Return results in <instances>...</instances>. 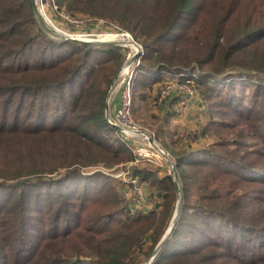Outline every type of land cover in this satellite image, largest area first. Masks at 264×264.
Instances as JSON below:
<instances>
[{"label": "trees", "instance_id": "1", "mask_svg": "<svg viewBox=\"0 0 264 264\" xmlns=\"http://www.w3.org/2000/svg\"><path fill=\"white\" fill-rule=\"evenodd\" d=\"M51 2L59 15L102 16L130 33L142 52L132 115L147 98L165 107L154 138L174 160L182 200L151 264H264V150L243 161L246 129L231 124H259L247 131L264 136V0ZM125 58L115 44L57 41L31 0H0V264H143L167 229L172 173L135 153L104 117ZM173 79L196 90L207 145L170 137L183 93L160 96ZM121 163V178L82 171Z\"/></svg>", "mask_w": 264, "mask_h": 264}, {"label": "rangeland", "instance_id": "2", "mask_svg": "<svg viewBox=\"0 0 264 264\" xmlns=\"http://www.w3.org/2000/svg\"><path fill=\"white\" fill-rule=\"evenodd\" d=\"M38 3H39V6L42 7V9H43V18L45 20H47V22H49L50 26L51 27H57L58 29H60L64 32L66 31L68 33H72L73 35H77V34L83 35V33L84 34H91V36L100 35V34H109V33L117 35V34L123 33V35L130 36L131 39H133V37H132V35H130V33H128L127 31L121 30L118 27L114 26L105 17L100 16V18H99V17H93V16L88 15V14H84V13H82V14L77 13V14H75L76 16H74V17L81 19V20L83 19V21L80 24H74L73 22L64 18L63 15H61V14L59 15L58 13L55 12V7H54L53 3L51 2V0H45V3H41V0H38ZM48 34L53 39H55L57 41L63 40L62 36H59V35H56L53 33H48ZM92 38H94V37H92ZM95 38H98V37H95ZM116 46H119L121 52L126 54V56L132 54L129 47L127 49L126 48L127 46L124 45L123 41L122 42L119 41L118 44H116ZM137 63L138 62H135V64L133 66H131V67H133L132 68L133 71L131 70V67H129V70H130L129 75L132 76L131 78L128 75L122 76V77L126 76V78H125L126 81L130 78V84L131 85H132L133 78L135 75L134 69L136 68ZM120 67H121V65H120ZM188 73H190L193 76H197V74H195V73H192V72H188ZM117 79H116V81H117ZM166 79H164L163 82H165ZM189 81H191V80H189ZM120 83H121V81L118 83V86H117L118 89L117 90L121 89ZM116 84H117V82H116ZM262 84H264V82H262ZM159 85H161V82L153 83L152 88L149 87L147 89V94L149 96H151V94H152V96H153L157 90V86H159ZM114 86H115V82H114ZM248 90H251V88H249ZM195 92H196V90H195ZM119 93H120V91H119ZM119 93L118 92L116 93V96L118 97V99L120 96ZM174 94H176V93L171 92L170 96L168 95L167 97H171ZM196 97H197V92H196L195 97L190 98L186 104H181L178 102L173 104L172 106H174V108H175V110H177L178 114H177V116L171 117L170 121H168L166 123V125L171 130V135H170L171 138L183 137V136H185L186 133H188L189 134V135H187L188 137L189 136H190V138L194 137L193 139H195V140H192L190 142L191 145H200L202 143H205V145H207L208 141L209 142L212 141L213 137H211L210 135H207L206 136L207 138L205 137V139H206V142H205L204 138L202 136H200V132H199L200 127L199 126L201 124L200 122L202 121V119L205 115L203 114V111L200 110V107L198 106ZM162 99H166V98H162ZM178 100H180V97ZM159 101H160V98H159ZM140 104H141L140 105L141 109L139 110L137 118L134 115H132V112H131L132 120L136 124L135 130L140 129V130H144V131L148 132L149 135L153 139H155L156 142L160 145V147L163 148V150H165L168 154V151L165 149L162 142H160V139L154 138V131H153L154 125L156 124V121H155L156 116L154 114L161 113L162 111L165 110V107L162 110L157 109V107L151 103L150 98H147V99L141 101ZM216 117H218V116H216ZM262 123H263V129H264V120ZM231 124L235 125V129H237V130L246 129V131H244L243 137H242L243 138L242 139L243 146H242V148H239V153L241 154V156H243V161L249 162L252 158H254L255 156H258L253 152H259L260 150H264V136L261 134L253 135L251 132L247 131L249 129H254V128L256 129L259 124L256 125V123L250 122V125L247 128H245L247 126L245 124H249V123H244L242 121L237 122V120H236L234 122H231ZM163 125H164V127H166L165 124H163ZM122 136L132 141V145H133V149H134L133 151H135V153H137V150L139 149L138 152L141 153L140 156H142L144 158H149L153 164L156 163L157 165H161L165 162V160L162 158V156L159 155V153L154 149L153 146H151L149 144V142L146 139H142L140 137L131 138V137H128L127 135H123V134H122ZM230 136H231V134L226 132V137H230ZM190 138H187L186 144H189ZM243 140H245V141H243ZM139 142H141V144H139ZM182 142H184V144H185L184 140H182ZM168 156H169V154H168ZM169 157L173 161L172 157L171 156H169ZM258 157H261V156H258ZM261 158L263 160L261 163L258 164V169L264 170V157H261ZM125 167H126L125 164H122V163H121V165H115L113 167H105V166H91L90 167V166H88V167H86V169H82V171H85V172H91L93 170L94 171H100L102 173L111 175L115 178H121V177H124L127 175V174H125V171H126ZM167 168H168V165H167ZM168 171L170 172L169 168H168ZM249 174H252V173H249ZM51 175L55 176L56 174L52 173ZM257 175L264 176V172H260ZM144 188H145V186L142 185L138 190H136L137 193H140V191H142ZM143 193L144 192H142L141 194H143ZM127 195L129 196V193H127ZM139 205H140V203L138 204V206ZM150 205H151V203L148 202L147 207ZM180 206H181V204H180Z\"/></svg>", "mask_w": 264, "mask_h": 264}, {"label": "water", "instance_id": "3", "mask_svg": "<svg viewBox=\"0 0 264 264\" xmlns=\"http://www.w3.org/2000/svg\"><path fill=\"white\" fill-rule=\"evenodd\" d=\"M45 0H42V3H44ZM32 3V7H33V11L34 14L36 16V19L38 20L40 26L42 27V29L48 34V33H53L59 36L63 37V40H72V41H78V42H88V43H94V44H100V43H110V44H118V40H110V39H98V38H81V37H75L72 33H68V32H64L60 29H58L57 27H51L50 25L46 24L44 22V20H42L40 18V15L38 13V10L36 8V5L34 3L33 0H31ZM133 40V39H132ZM133 43L137 46L136 49V53L134 55H128L127 58L124 60V62L122 63L121 67L126 64L129 63L130 67L133 66L135 64V62L138 61V59L140 58L142 52H141V46L133 40ZM120 67V68H121ZM120 68L118 69V72L116 73L115 77L113 78L112 83L110 84V89L107 92L106 98H105V109H104V117L105 119L109 116L110 113V105H109V100H111L112 96H110V94L112 93L113 89L112 88L114 86V82L116 81V79L118 78L119 72L121 71ZM133 67H131V70ZM116 93V91L114 90L113 95ZM111 127L113 129H115L117 132L126 135L124 133V127H122L121 125H117L115 123H110ZM140 132H143L149 143L154 147V149L159 153L160 156H162V158L165 160L166 164L168 165V168L170 170V173H172L173 176V181H174V185H175V190H176V194H177V199H176V203L174 206V212L171 216V219L168 223V227L165 230V232L162 234V236L159 238V240L157 241V245L154 248V250L152 251L151 255L146 259V261L143 264H151L152 263V259L154 258V256L158 253L159 249L161 248V246L164 244L163 242L165 241L166 238H168V236L172 233L173 229H174V224L180 214L181 211V199H182V190L180 189V184H179V180H178V173L176 170V166L174 163V160L172 161L171 158L168 156V154L166 153L165 150H163V148L160 147V145L156 142L155 139H153L148 132L144 131V130H139Z\"/></svg>", "mask_w": 264, "mask_h": 264}, {"label": "built area", "instance_id": "4", "mask_svg": "<svg viewBox=\"0 0 264 264\" xmlns=\"http://www.w3.org/2000/svg\"><path fill=\"white\" fill-rule=\"evenodd\" d=\"M61 15H63L64 18L68 19L69 21L73 22L74 24H80L83 21V19L81 20V19H78L76 17L69 16L68 14H66V13L64 14L63 12L61 13ZM84 35H88V34H84ZM129 74H130V72H129ZM129 74H128V76H130ZM131 77L132 76H130V78ZM130 78L127 81H126V79H123L121 81V83H120L121 89L116 90V93L117 92L119 93V91H120V93H119L120 96L118 99V107L115 109V111L113 113H109V116L106 118V121L109 124L115 123L119 126L121 125L124 128H129V129L135 130L136 124H135V122H133L132 116H131V105L130 104H131V99H132V87L130 84ZM165 86L166 87L161 91L160 98H163V97L169 95L172 91H176L177 93L182 92L183 94L181 95L182 97H181L179 103L186 104L190 98H194L196 95V92L194 91V89L190 85H187L186 83L179 82L178 80H175V79L171 80V82L167 83ZM139 130L140 129H136V131H139ZM138 151H139V149L137 150V154L141 155V153Z\"/></svg>", "mask_w": 264, "mask_h": 264}, {"label": "bare ground", "instance_id": "5", "mask_svg": "<svg viewBox=\"0 0 264 264\" xmlns=\"http://www.w3.org/2000/svg\"><path fill=\"white\" fill-rule=\"evenodd\" d=\"M33 1H34L35 5H36V8H37L38 13L40 15V18L42 20H44V22L46 24L50 25L49 22H47V20H45L43 18V9H42V7L39 6L38 0H33ZM41 3H42V0H41ZM74 36L75 37H81V38H83V37L84 38H92V37L95 38V37H98L99 40L100 39H110V40H116V41L118 40V41H121V42L123 41L124 42V45H126L127 47H129V49H130V51L132 53L131 55H134L136 53V49H137V46L133 43L131 37L130 36H127V35H123V33L122 34H117V35L109 33V34H100V35H95V36H91V34H88V35H84V34L83 35H80V34H77V35H74ZM129 67H130V64L129 63H126V64H124L120 68L121 71L119 72L118 79H117V81H115V86L113 87L115 91L118 89V87H117L118 86V83L120 81H122L123 79L126 78V76H124V77H122V76L129 74V71H130L129 70ZM116 82H117V84H116ZM114 90L112 91V93L110 94V96L114 93ZM124 133L128 137H131V138H133V137H140V138L146 139L148 141L146 135L144 133L140 132V131L132 130V129H129V128H124ZM139 144H141V142H139Z\"/></svg>", "mask_w": 264, "mask_h": 264}, {"label": "crops", "instance_id": "6", "mask_svg": "<svg viewBox=\"0 0 264 264\" xmlns=\"http://www.w3.org/2000/svg\"><path fill=\"white\" fill-rule=\"evenodd\" d=\"M111 96L112 98L111 100H109V105H110V113H113L115 109L118 107V97L116 96V94L114 95L112 94Z\"/></svg>", "mask_w": 264, "mask_h": 264}]
</instances>
